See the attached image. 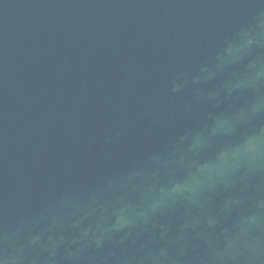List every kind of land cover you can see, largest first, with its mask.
<instances>
[{
    "label": "water",
    "instance_id": "obj_1",
    "mask_svg": "<svg viewBox=\"0 0 264 264\" xmlns=\"http://www.w3.org/2000/svg\"><path fill=\"white\" fill-rule=\"evenodd\" d=\"M20 264H264V100Z\"/></svg>",
    "mask_w": 264,
    "mask_h": 264
}]
</instances>
